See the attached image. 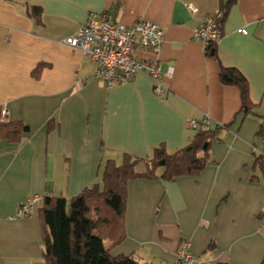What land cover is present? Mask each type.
Instances as JSON below:
<instances>
[{
	"label": "crops",
	"instance_id": "crops-1",
	"mask_svg": "<svg viewBox=\"0 0 264 264\" xmlns=\"http://www.w3.org/2000/svg\"><path fill=\"white\" fill-rule=\"evenodd\" d=\"M227 2L222 37L208 54L194 28ZM92 11L162 27L159 94L142 73L105 86L93 76L95 63L63 42ZM221 67L244 76L254 110L264 115V0H0V120L29 127L19 142L0 139V264H45L38 216L44 195L70 199L123 153L150 157L160 144L172 153L197 132L187 119L205 116L212 129L220 126L209 162L197 175L128 180L123 237L111 254L174 264L187 240L207 264H261L264 179L254 153L264 149V137L260 119L239 112L240 89L221 82ZM33 194L40 200L17 215Z\"/></svg>",
	"mask_w": 264,
	"mask_h": 264
},
{
	"label": "trees",
	"instance_id": "trees-1",
	"mask_svg": "<svg viewBox=\"0 0 264 264\" xmlns=\"http://www.w3.org/2000/svg\"><path fill=\"white\" fill-rule=\"evenodd\" d=\"M228 4L221 6L223 17ZM31 14L39 21V8L33 7ZM214 51L215 45H211L207 53L214 54ZM40 67L33 70V75H38ZM219 78L225 84L239 87V112L257 116L260 119L257 134L264 137V115L254 110L244 76L237 69L221 67ZM218 128L197 131L190 141L172 153H167L160 144L154 147L150 157L123 153L120 162L108 159L100 170L99 181L70 199L44 195L38 216L45 264H152L141 262L131 254H111V248L123 237L127 181L138 177L170 180L197 175L209 162L210 141ZM28 130L20 120H0V139L19 142ZM254 156V164L263 171L264 149ZM141 163L144 171L138 172L136 166Z\"/></svg>",
	"mask_w": 264,
	"mask_h": 264
},
{
	"label": "built area",
	"instance_id": "built-area-1",
	"mask_svg": "<svg viewBox=\"0 0 264 264\" xmlns=\"http://www.w3.org/2000/svg\"><path fill=\"white\" fill-rule=\"evenodd\" d=\"M192 13L197 12V7L187 4ZM221 9L205 15L199 19L193 31V39L199 42L203 50L216 45L222 37ZM240 33L245 34L244 29ZM71 48L80 50L94 63L93 76L111 87L132 79L142 73L147 75L153 85V91L159 94L163 85L161 82V67L159 52L163 42V29L159 25L142 17L131 24L118 22L109 11L89 12L83 24L63 41ZM141 51H148L147 58L139 56ZM167 74H170V70ZM186 125L196 131L211 130L214 126L207 117L201 120L187 119ZM220 127L219 125H215ZM264 179V169H263ZM40 200L36 194L28 197L19 204L17 215H26L31 208ZM174 264H207L206 261L189 252V242L181 240L176 252Z\"/></svg>",
	"mask_w": 264,
	"mask_h": 264
},
{
	"label": "water",
	"instance_id": "water-1",
	"mask_svg": "<svg viewBox=\"0 0 264 264\" xmlns=\"http://www.w3.org/2000/svg\"><path fill=\"white\" fill-rule=\"evenodd\" d=\"M162 164H163V160L160 161V165H162Z\"/></svg>",
	"mask_w": 264,
	"mask_h": 264
}]
</instances>
